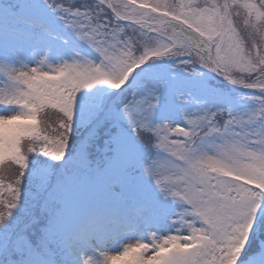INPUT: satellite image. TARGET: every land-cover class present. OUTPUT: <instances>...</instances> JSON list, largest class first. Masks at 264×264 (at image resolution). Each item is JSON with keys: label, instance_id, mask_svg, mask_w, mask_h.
I'll list each match as a JSON object with an SVG mask.
<instances>
[{"label": "snow or ice", "instance_id": "snow-or-ice-1", "mask_svg": "<svg viewBox=\"0 0 264 264\" xmlns=\"http://www.w3.org/2000/svg\"><path fill=\"white\" fill-rule=\"evenodd\" d=\"M0 264H264V0H0Z\"/></svg>", "mask_w": 264, "mask_h": 264}]
</instances>
